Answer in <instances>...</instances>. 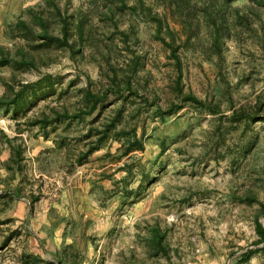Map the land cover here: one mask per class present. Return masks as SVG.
I'll return each mask as SVG.
<instances>
[{"label":"rangeland","instance_id":"obj_1","mask_svg":"<svg viewBox=\"0 0 264 264\" xmlns=\"http://www.w3.org/2000/svg\"><path fill=\"white\" fill-rule=\"evenodd\" d=\"M107 2L0 0V48L14 60L0 67V193L21 190L0 202V264H264V0L211 5L219 39L209 0H190L188 15L166 0ZM54 3L75 50L40 47L33 14L60 36ZM21 50L34 67L15 63ZM135 64L139 90L124 95L117 126L136 130L143 148L126 153L114 139L78 161L85 135L123 102L113 93L94 115L30 125L52 108L75 112L85 89L103 90L113 68L131 74ZM22 86V106H7ZM191 93L203 103L186 101ZM3 135L22 145L21 170H8Z\"/></svg>","mask_w":264,"mask_h":264},{"label":"trees","instance_id":"obj_2","mask_svg":"<svg viewBox=\"0 0 264 264\" xmlns=\"http://www.w3.org/2000/svg\"><path fill=\"white\" fill-rule=\"evenodd\" d=\"M108 2H111L113 0H107ZM169 7H173L174 5L175 8H172L173 10H176L181 13H187L189 12L186 10L187 6L190 3V0H166ZM219 0H209V5L205 7V16L207 17L208 21L212 19L214 22L215 26V39H219L220 37V32L222 31L223 27L221 25L217 24V20L213 18V12L209 10L210 6H212L213 9L216 8V4H218ZM107 2V4H108ZM55 7L57 9V13L61 16L62 18V26H61V35L60 36H55L50 32V27H51V18H48L44 16L42 13H34L32 22L33 24L38 23L39 26L41 27V31L36 34V36L39 38V40H42V44L40 47H49L54 44L62 45L64 47H68L72 50H75V45L70 42V37H71V30L72 28L71 23L69 22V18L66 16L62 15V10L57 4H55ZM109 8L113 9L114 7L108 5ZM187 11V12H186ZM189 17V16H187ZM229 16V19L233 21V18ZM81 24L78 25V37L79 41L84 43V26H83V21L80 22ZM30 23L26 20L20 19L19 20V27L20 29L27 34L28 37H33L35 36V28L31 27L29 25ZM162 29V25L160 26ZM35 36V37H36ZM166 41V40H165ZM80 49V48H78ZM35 56L28 54L26 51L21 50L20 54V60L15 61V63L18 66L25 65L27 67H34L35 62H34ZM14 60L10 58V55L6 52L4 48H0V67H5L9 65H13ZM137 71V66L133 68H130V73H120V71L117 68H113V74L111 76V86L103 88V90L99 91H94L91 88L85 89L83 92L82 100L85 103L84 105H80L75 112H70L68 108H63V110L57 109V108H52L51 112L49 113H44L42 117L36 118L35 120H32L30 125H35L39 126L40 128L44 129L47 131V128L53 125H56L57 123H61L64 121H74L77 119L84 118L85 116H90L94 115L99 111L101 108V105L106 101V98L110 94H115L117 97H120L123 102L117 106L116 109L110 112V117L104 120V124L102 126H93L90 131L85 135L86 139L89 140L87 144V149L82 150L78 156V161L83 162L85 159H87L90 154L93 152L102 149L103 147H106L107 145L113 143L114 139H124V146H126V153L130 151L131 148H143V142L141 139L138 137V133L136 130H127L125 128L119 129L117 126V121L120 118L125 117V114L128 110L127 102L125 100V94H128L130 96L132 95H137L138 88H134L133 86V73ZM30 86H22V89L18 91V93L15 95V97L11 100V102L7 103L8 105L13 104L14 108L17 109L18 107L22 106V101L24 98V95L26 93L25 89H28ZM52 87V86H49ZM186 101H196L198 103H203L199 98H197L194 94H188L185 95ZM188 99V100H187ZM3 100V99H2ZM0 99V108L2 105H4L3 101ZM125 100V101H124ZM102 116V112H99V116L96 118L94 121L97 122L99 121ZM48 135L49 133L46 132ZM8 143L9 146L12 149V156L7 162V168L9 171L13 172L14 168L16 169H22L23 166V152L24 149L22 145L19 146H14L13 145V140L12 138L6 137L3 135ZM65 137L61 138V142H58L60 144L63 143L65 140ZM13 163V164H12ZM20 189H16L15 192L11 189H9L6 192H1L0 193V202L2 200L6 201V199L9 197L11 199L17 197L18 193H20ZM36 197L33 198V203L36 201ZM5 206H7L5 204ZM258 229L259 233L264 239V227L263 224L260 222L258 223ZM156 232V240L155 244L157 243V246H162L163 245V235L162 231L160 228L155 229Z\"/></svg>","mask_w":264,"mask_h":264}]
</instances>
